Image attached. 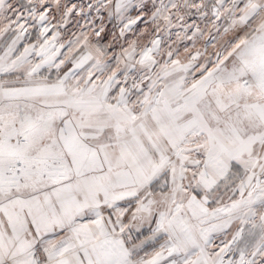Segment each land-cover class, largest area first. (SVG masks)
<instances>
[{"label": "snow or ice", "instance_id": "6c2138e0", "mask_svg": "<svg viewBox=\"0 0 264 264\" xmlns=\"http://www.w3.org/2000/svg\"><path fill=\"white\" fill-rule=\"evenodd\" d=\"M0 264H264V0H0Z\"/></svg>", "mask_w": 264, "mask_h": 264}]
</instances>
